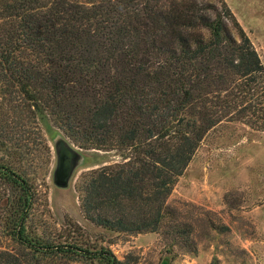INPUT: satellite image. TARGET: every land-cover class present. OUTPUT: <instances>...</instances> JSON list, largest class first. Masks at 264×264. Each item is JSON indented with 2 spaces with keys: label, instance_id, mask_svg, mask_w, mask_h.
Wrapping results in <instances>:
<instances>
[{
  "label": "trees",
  "instance_id": "16d2710c",
  "mask_svg": "<svg viewBox=\"0 0 264 264\" xmlns=\"http://www.w3.org/2000/svg\"><path fill=\"white\" fill-rule=\"evenodd\" d=\"M42 121L64 136L55 148L120 158L80 175L87 220L130 234L170 228L177 240L185 227L167 200L205 135L225 121L264 131V65L225 0H0L5 233L30 249L27 264H133L29 233L36 171L50 159ZM0 264L24 263L0 249Z\"/></svg>",
  "mask_w": 264,
  "mask_h": 264
},
{
  "label": "rangeland",
  "instance_id": "374dc122",
  "mask_svg": "<svg viewBox=\"0 0 264 264\" xmlns=\"http://www.w3.org/2000/svg\"><path fill=\"white\" fill-rule=\"evenodd\" d=\"M225 1L264 65V0ZM40 123L50 159L46 169L36 171L38 201L29 215V233L66 243L76 240L91 248L108 247L118 259H134L133 264H264V131L241 121H225L205 135L167 200L176 209L177 223L185 227L174 240L170 228L130 234L87 220L77 191L80 175L120 158L113 151L70 144L79 153L76 165L68 185L57 186L54 144L64 136L48 123ZM2 212L0 207V249L12 251L24 264L33 262L30 249L5 233ZM52 261L100 264L63 256Z\"/></svg>",
  "mask_w": 264,
  "mask_h": 264
},
{
  "label": "water",
  "instance_id": "95a60500",
  "mask_svg": "<svg viewBox=\"0 0 264 264\" xmlns=\"http://www.w3.org/2000/svg\"><path fill=\"white\" fill-rule=\"evenodd\" d=\"M57 166L53 174L54 183L57 186L68 185L69 177L76 165L78 154L63 142L56 146Z\"/></svg>",
  "mask_w": 264,
  "mask_h": 264
}]
</instances>
